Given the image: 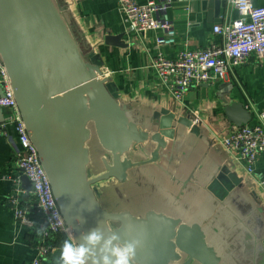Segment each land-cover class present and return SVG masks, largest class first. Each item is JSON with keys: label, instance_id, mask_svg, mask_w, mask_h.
Returning <instances> with one entry per match:
<instances>
[{"label": "crops", "instance_id": "crops-1", "mask_svg": "<svg viewBox=\"0 0 264 264\" xmlns=\"http://www.w3.org/2000/svg\"><path fill=\"white\" fill-rule=\"evenodd\" d=\"M210 1L162 2L168 6L163 18L172 24L175 42L157 48L155 39L163 33L128 32L117 0H56L66 9L63 17L82 52L87 58L99 56L103 77L134 124L145 132H158L169 123L162 115L167 111L176 119H189L199 131L194 135L174 123L164 134L167 147L152 164H142L149 160L148 155L130 152L126 158L138 165L128 171L126 181L99 183L97 186L104 184L100 197L94 189L101 207L103 202L116 207H102L107 212H129L138 219L152 211L186 225L197 224L209 246L223 245L228 250L224 256L220 249L224 264H253L258 253L257 241L264 238V195L245 177L235 156L212 146L211 138L223 136L234 127L225 115L226 107L233 103L249 113L250 126L256 125L258 115L264 113V63L251 58L231 70L226 81L191 88L181 101L173 98L151 67L157 54L172 60L183 50H200L221 43V38L212 32L213 26L231 23L237 14L231 0H221L217 8H209ZM136 2L142 5L145 0ZM251 2L264 8V0ZM157 115L159 119H155ZM2 119H7L6 112H2ZM7 135L8 139L0 137V264H31L39 234L36 229L15 222L8 199L19 189L21 207L29 208L33 200L21 188L22 176L14 154L16 137L11 129ZM95 147L92 178L104 172L102 160L107 154L99 145ZM154 148L155 145H149L148 152ZM90 159L92 165L91 151ZM254 170L256 179H264V154L257 159ZM59 252L58 249L42 264H57Z\"/></svg>", "mask_w": 264, "mask_h": 264}, {"label": "water", "instance_id": "water-1", "mask_svg": "<svg viewBox=\"0 0 264 264\" xmlns=\"http://www.w3.org/2000/svg\"><path fill=\"white\" fill-rule=\"evenodd\" d=\"M221 2L212 0L209 8ZM65 10L56 0H0V62L71 236L78 239L81 231L99 222L102 228L119 232L122 239H142L136 264H224L228 250L223 245L209 246L197 224L186 225L152 211L141 219L129 212L110 213L97 201L95 185L109 180L122 184L138 165L126 158L130 152L148 155L142 164H152L167 147L164 134L174 123L194 135L199 131L189 119H176L167 111L162 115L169 123L158 132H145L134 124L103 77L99 56L85 58L63 17ZM225 115L236 128L251 122L238 103L227 106ZM92 135L110 156L109 161L102 160L104 172L95 178L88 171ZM151 144L155 148L149 153ZM20 183L31 192L26 177ZM81 217L86 223H80ZM257 244L253 264H264V238Z\"/></svg>", "mask_w": 264, "mask_h": 264}, {"label": "built area", "instance_id": "built-area-1", "mask_svg": "<svg viewBox=\"0 0 264 264\" xmlns=\"http://www.w3.org/2000/svg\"><path fill=\"white\" fill-rule=\"evenodd\" d=\"M164 1L168 0H145L140 5L136 0H117L127 31L135 34L161 31L163 36L155 39V46L173 45L175 31L163 18L168 7L162 3ZM230 4L237 14L236 19L212 28L221 43H212L200 50H183L172 60L163 54L153 58L151 67L157 79L168 87L175 100L181 101L191 88L226 81L231 70L245 65L251 58L264 63V8L255 7L251 0H231ZM0 94V111L7 113V119L0 124V137L8 139L9 129L14 133L15 161L20 175L31 184L29 194L33 200L29 208L21 207L18 200L21 191L17 189V193L9 197L8 204L18 225L37 230L39 240L31 264H42L58 250L53 240L57 237L68 239L70 231L62 220L37 151L25 130L1 62ZM257 121L253 126L233 127L223 136L214 135L211 142L212 146H219L235 156L243 166L245 177L264 195V179H256L254 174L257 159L264 154V113L258 115Z\"/></svg>", "mask_w": 264, "mask_h": 264}, {"label": "clouds", "instance_id": "clouds-1", "mask_svg": "<svg viewBox=\"0 0 264 264\" xmlns=\"http://www.w3.org/2000/svg\"><path fill=\"white\" fill-rule=\"evenodd\" d=\"M91 211V209L89 210ZM80 223H86L80 218ZM142 239H122L119 232L96 226L81 231L79 238L69 235L63 242L57 264H136Z\"/></svg>", "mask_w": 264, "mask_h": 264}, {"label": "rangeland", "instance_id": "rangeland-1", "mask_svg": "<svg viewBox=\"0 0 264 264\" xmlns=\"http://www.w3.org/2000/svg\"><path fill=\"white\" fill-rule=\"evenodd\" d=\"M83 54H84V52H83ZM84 56H85V58H87L86 57V55L84 54ZM95 145L97 146L98 145V143H97V140H96V138H95V136L94 135H92V138H91V140H90V142L88 143V148H89V150L91 151V156H92V159H93V162H92V165H90L89 166V176H90V178H92V174H91V168L93 167V168H95V165H94V157L96 156V147H95ZM99 149H100V147H99ZM105 160H107V161H109L110 160V156L108 155V154H106V158H104ZM97 165V164H96ZM102 166H103V164H102ZM98 185V184H97ZM94 186L93 187V189H95L96 188V190H97V194H98V196L100 197V195H101V191H104L103 190V185L104 184H100L101 186ZM106 193V192H105ZM107 194V193H106ZM102 207H104V208H106V209H115L116 207H114V206H108V205H106L105 203H103L102 202ZM111 226V228H114L115 226L113 225V224H110Z\"/></svg>", "mask_w": 264, "mask_h": 264}, {"label": "trees", "instance_id": "trees-1", "mask_svg": "<svg viewBox=\"0 0 264 264\" xmlns=\"http://www.w3.org/2000/svg\"><path fill=\"white\" fill-rule=\"evenodd\" d=\"M64 241L65 239L62 237H57L56 239L53 240L55 246L59 249V251Z\"/></svg>", "mask_w": 264, "mask_h": 264}]
</instances>
